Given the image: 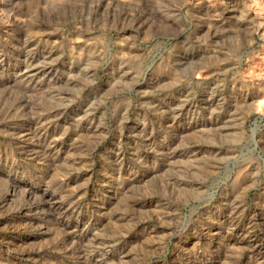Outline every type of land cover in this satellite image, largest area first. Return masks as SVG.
I'll use <instances>...</instances> for the list:
<instances>
[{"label": "rangeland", "instance_id": "rangeland-1", "mask_svg": "<svg viewBox=\"0 0 264 264\" xmlns=\"http://www.w3.org/2000/svg\"><path fill=\"white\" fill-rule=\"evenodd\" d=\"M0 264H264V0H0Z\"/></svg>", "mask_w": 264, "mask_h": 264}]
</instances>
